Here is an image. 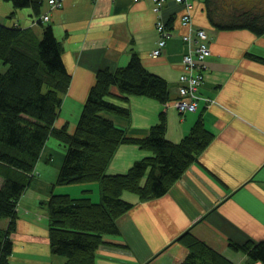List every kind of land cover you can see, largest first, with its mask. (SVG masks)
I'll use <instances>...</instances> for the list:
<instances>
[{
	"label": "crops",
	"instance_id": "crops-1",
	"mask_svg": "<svg viewBox=\"0 0 264 264\" xmlns=\"http://www.w3.org/2000/svg\"><path fill=\"white\" fill-rule=\"evenodd\" d=\"M5 6L9 13L5 21L0 16V23L32 27L37 35L41 33L38 17L31 8ZM43 10L49 19L42 22L51 24L61 41L62 60L71 75V97L60 107L56 127L72 126L97 69L125 65L132 52L138 54L149 71L166 79L172 100L177 97L181 58L187 47L181 36L189 30L181 22L182 4L168 0L160 11L164 21L171 17L173 33L158 56L151 55L159 37L153 0H63L60 7L50 9L45 4ZM209 11L215 21L227 22L240 12L264 11V0H210L208 4L206 0H193V24L206 30L210 49L204 61L205 79L199 88L209 100L199 104L196 112L179 115L174 103L165 105L148 97L129 96L130 117L105 113L134 135L144 134L164 111L165 135L174 142L200 118L212 139L200 152L198 161L187 167L162 196L140 201L135 195L123 193L134 206L117 218L121 234L111 235L110 243L99 246L95 264H144L149 256L164 248L148 264H180L187 247L168 243L186 229L233 264H244L249 259L243 252L231 249L229 242L264 240V32L217 27L209 19ZM77 72L80 78L74 80ZM67 103L70 106L65 108ZM60 147L58 141H48L42 154L52 157V152H59L61 161ZM148 155V151L122 144L108 169L125 172L135 160ZM45 164L41 161V166ZM52 165L51 158L41 168L46 173L42 174L44 178L56 175L57 168H50ZM54 192L93 202L99 195L96 182L56 186ZM22 196L19 209L26 205ZM38 212L40 217L28 215L22 221L25 229L18 230L29 236H13L9 264L22 258L25 264H63L64 257L52 254L49 248L46 207H40ZM29 244L34 250H25ZM164 256L166 261L159 260Z\"/></svg>",
	"mask_w": 264,
	"mask_h": 264
},
{
	"label": "trees",
	"instance_id": "trees-1",
	"mask_svg": "<svg viewBox=\"0 0 264 264\" xmlns=\"http://www.w3.org/2000/svg\"><path fill=\"white\" fill-rule=\"evenodd\" d=\"M2 1L15 9L31 8L38 17L41 33L37 35L32 27L0 23V221L7 220L6 226L0 228V264H9L13 254L11 233L17 218L16 205L27 184L40 175L38 163L51 162V156L42 154L50 135L63 149L51 183L53 189L45 202L50 251L64 257L63 264H95L99 246L110 243L111 235L121 234L117 218L134 206L123 193L135 195L140 201L162 196L187 167L198 161L212 134L199 118L178 142L171 141L165 135L166 113L161 111L157 122L144 134L132 135L105 115L130 117L129 96L148 97L165 105H175L177 100L189 97L181 92L184 83L179 76L183 67L178 74L177 97L172 100L166 79L149 71L135 52L125 65L97 69L94 83L72 121L74 125L56 127L62 104L60 95L67 89L71 75L62 60L61 41L52 25L44 24L40 17L47 0ZM190 1L189 20H181L189 28L181 36L187 44L182 56L188 49L189 53L193 52L195 47L184 37H194L193 29L202 28L193 24V0ZM181 4L184 14L185 5ZM208 16L217 27L248 28L255 34L264 32V11L240 12L227 22L215 21L210 11ZM160 20L164 25L161 31H156L164 45L152 56L161 53L173 33L171 17L164 21L160 15ZM204 79L195 90L197 96ZM206 100L209 99L197 100L195 111L179 112L175 108L179 115L196 112ZM122 144L138 147L150 155L135 160L125 172H111L109 164ZM88 182L98 184L97 201L54 192L56 186ZM185 238L187 254L180 264H233L189 232ZM229 246L246 254L249 261L244 264L253 261L264 264V240L231 241Z\"/></svg>",
	"mask_w": 264,
	"mask_h": 264
},
{
	"label": "built area",
	"instance_id": "built-area-1",
	"mask_svg": "<svg viewBox=\"0 0 264 264\" xmlns=\"http://www.w3.org/2000/svg\"><path fill=\"white\" fill-rule=\"evenodd\" d=\"M63 0H47V6L51 9L54 7H59L62 4ZM166 0H153V9L157 11L159 17L156 20V29L161 31L164 22L160 20V10L162 5ZM177 3H183L185 5L186 12L182 14V22L189 20L188 15H190L189 8L191 6L190 0H175ZM42 20L48 19V13L44 12L41 16ZM192 36H185V39H188L191 44H193L194 50L189 53V49L181 58V64L183 67L182 73L179 76V79L184 85L181 87V92L183 95H189V97L181 98L175 102V107L179 112H188L195 111L197 108V100L199 97L195 94V90L202 80L204 79V69H205V59L210 55V49L207 43V33L202 28L193 29ZM164 45L163 39H158L156 47L152 50V55H157L159 53V48ZM190 47V46H189Z\"/></svg>",
	"mask_w": 264,
	"mask_h": 264
},
{
	"label": "rangeland",
	"instance_id": "rangeland-1",
	"mask_svg": "<svg viewBox=\"0 0 264 264\" xmlns=\"http://www.w3.org/2000/svg\"><path fill=\"white\" fill-rule=\"evenodd\" d=\"M168 0H166L162 6L165 5V3L167 2ZM246 2L250 1V0H245ZM8 3V4H6ZM10 3L9 2H3L2 0H0V16L3 18V20L5 21V16L9 13V11L7 10V6L5 5H9ZM48 4V3H46ZM11 5V4H10ZM6 7V8H3ZM54 8H57V7H54ZM157 12V11H155ZM48 20V19H47ZM47 20H43V21H47ZM157 44V42H156ZM156 47V45H155ZM205 70L206 68L204 69V78H205ZM70 81H71V77L69 78V83H68V86H67V89L62 93L61 98H62V104H61V107L62 105H64V102H66L67 100V97H71L69 94H68V91H69V84H70ZM199 99L200 98H203V96L201 94L198 95ZM70 106V103H67L65 105V108L66 107H69ZM64 115V112H62L60 118H62ZM48 141H51L53 143H55L57 141V139L53 136L50 135V137L48 138L47 142ZM46 142V143H47ZM56 148L59 150V147L56 146ZM60 151V150H59ZM58 160V162H57ZM52 162H53V165L52 167L50 168H57V164L60 162V153L59 152H52ZM39 170H40V175L37 176L36 179H32L31 182H29L24 190V194L22 196V201L26 204L24 206V209H19L17 206L18 204L16 205V212H17V218H16V221H15V227H14V230L13 232L11 233V239L13 240V236L15 235V233H18L17 236L19 237H25V236H29V234H25V232H18V230H24L25 228L24 225L22 224V221L23 220H26L28 219V215L30 217L33 218V216H35L36 218L37 217H40L38 214H39V209L40 207H45V202L46 200L48 199V196H49V192L53 189V187H51V183L53 182V177H45L47 178V180H45V178L42 176V174L44 173V175H46L45 172H42V169H41V163H38L37 167ZM42 168H45V167H42ZM52 174V173H50ZM49 179H52V180H49ZM58 191V189L56 190ZM31 197V198H29ZM36 204L37 206H33L31 207L29 204ZM47 214V213H46ZM7 221V220H6ZM34 221H37V219H35ZM6 226V222L4 221H0V228H4ZM186 230H181L179 231L174 237L173 239H171V241H169L170 243L169 244H174V243H178L180 245H183L184 247H186V238H185V235H186ZM230 247V246H229ZM26 251H29V250H34V247L29 244L28 246H26L25 248ZM165 250V248L161 251H159L158 253L156 254H153L150 258L148 257L147 258V262H145L144 264H148L150 263L151 261H153L155 258H157L159 256V254H161L163 251ZM159 260H162V261H166L167 260V257H160ZM28 261V258H26V263ZM65 261V260H64ZM64 263V262H63ZM13 264H25V261L24 259H16ZM27 264H30V263H27ZM253 264V262L251 263Z\"/></svg>",
	"mask_w": 264,
	"mask_h": 264
},
{
	"label": "bare ground",
	"instance_id": "bare-ground-1",
	"mask_svg": "<svg viewBox=\"0 0 264 264\" xmlns=\"http://www.w3.org/2000/svg\"><path fill=\"white\" fill-rule=\"evenodd\" d=\"M79 78H80V73L77 72V73L75 74L74 80H78ZM76 88H77V85H74V89H76Z\"/></svg>",
	"mask_w": 264,
	"mask_h": 264
}]
</instances>
